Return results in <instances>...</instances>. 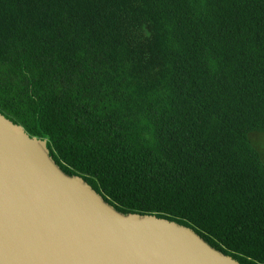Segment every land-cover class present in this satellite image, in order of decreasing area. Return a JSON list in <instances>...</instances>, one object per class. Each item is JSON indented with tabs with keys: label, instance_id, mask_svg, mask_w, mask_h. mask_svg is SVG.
Returning a JSON list of instances; mask_svg holds the SVG:
<instances>
[{
	"label": "trees",
	"instance_id": "trees-1",
	"mask_svg": "<svg viewBox=\"0 0 264 264\" xmlns=\"http://www.w3.org/2000/svg\"><path fill=\"white\" fill-rule=\"evenodd\" d=\"M0 113L121 213L264 264V0H0Z\"/></svg>",
	"mask_w": 264,
	"mask_h": 264
},
{
	"label": "water",
	"instance_id": "water-1",
	"mask_svg": "<svg viewBox=\"0 0 264 264\" xmlns=\"http://www.w3.org/2000/svg\"><path fill=\"white\" fill-rule=\"evenodd\" d=\"M0 264H239L194 229L121 213L0 113Z\"/></svg>",
	"mask_w": 264,
	"mask_h": 264
},
{
	"label": "rangeland",
	"instance_id": "rangeland-1",
	"mask_svg": "<svg viewBox=\"0 0 264 264\" xmlns=\"http://www.w3.org/2000/svg\"><path fill=\"white\" fill-rule=\"evenodd\" d=\"M247 137L253 148L258 152L261 162L264 164V133L250 132Z\"/></svg>",
	"mask_w": 264,
	"mask_h": 264
}]
</instances>
